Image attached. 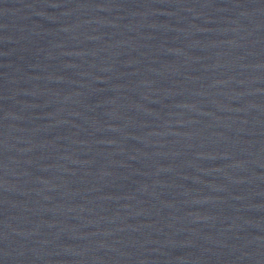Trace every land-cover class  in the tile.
Here are the masks:
<instances>
[{"label": "water", "instance_id": "95a60500", "mask_svg": "<svg viewBox=\"0 0 264 264\" xmlns=\"http://www.w3.org/2000/svg\"><path fill=\"white\" fill-rule=\"evenodd\" d=\"M0 264H264V0H0Z\"/></svg>", "mask_w": 264, "mask_h": 264}]
</instances>
